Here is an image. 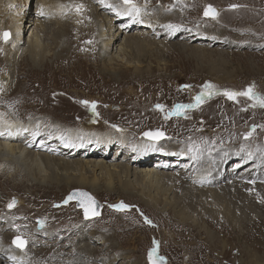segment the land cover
Here are the masks:
<instances>
[{
	"label": "rangeland",
	"instance_id": "obj_1",
	"mask_svg": "<svg viewBox=\"0 0 264 264\" xmlns=\"http://www.w3.org/2000/svg\"><path fill=\"white\" fill-rule=\"evenodd\" d=\"M5 1L3 6H6V10L0 13V17L2 16L0 33L7 31L10 33V38L7 43L0 40V46L7 49L15 42V45L18 44L22 50L14 59L0 58L6 63V67L5 65L0 67V75L2 68H7V73L11 76L10 81L0 78V90H2L0 118L6 121L15 120L17 124L21 121L22 113L27 112L31 106L28 98L33 95L35 97L33 106L35 110L41 112L40 115L34 116L38 118L35 122L39 123L38 128L42 130L31 137L30 143L27 140L23 143L27 136L25 128L21 131L19 127L7 130L6 136H13L10 135L12 132L15 135L18 133L20 137L17 136V143L24 145L40 143L55 150H66L70 154L73 146L66 143L70 130L72 141L88 142L86 147L93 149L87 156L83 157L84 154H80V159L84 161L100 163L101 160L107 165H117L130 160L138 161L140 154L150 153L151 155L148 156L150 155L151 158H140L142 162L149 163L138 167H145L155 173L164 171L166 174L178 176L179 180L184 176V184L212 192L223 189L233 182L243 181L248 187L243 188L242 193L228 191L226 199L237 202L242 217L240 224L234 227L223 216L219 215L215 220L216 218L211 214V205L200 198L190 197L189 193L192 192L184 193L181 186L175 191L178 199L177 197L172 199L173 196L167 193L166 196L161 197L157 206H152L144 197L133 191L122 190L116 181L111 185V192L108 195L104 192L106 187L103 181H100L95 185L97 191L95 193L88 188H74L67 190L65 196V192L59 194V197L46 194L45 200L31 203L25 199L27 191L15 189L5 193L7 189L3 185L5 181L16 186L24 184L28 188L36 183L33 176L25 174L24 169L19 165L7 163L9 165L6 167L0 166V227H3L1 230L4 231V235L10 236L4 244L13 247L15 252L12 255H15L3 254L8 263L4 261L1 264H25L22 258H18L20 255L30 257L42 253L45 257L39 261L27 258V263L44 264L54 255L58 259H65L78 249L79 243L83 242L88 243L90 254H93L98 261H106L110 264H148V252L153 246V240L158 242L157 255L164 258L165 264H263L264 127L261 126H264V109L250 107L251 101L246 97H238L232 101L222 94H217L205 96L199 107L188 109L185 115H171L168 119H165V115L171 113L175 105L194 103L193 97L201 93L205 83L213 84L215 90L220 93L225 90L243 91L254 85V91L264 95V0H199L189 4H185L184 0H157L154 1L156 4L150 7L145 5L153 0H137V7L146 11L147 17L156 14L161 16L159 21L165 18V22L162 21L161 26L159 25L157 31H153L150 36H156V40L167 38L171 43L189 42L192 47L205 49V54L215 53L217 50L226 53L227 64H224V69L231 72L229 79L217 73L209 75L206 59L197 60L194 56L186 57L182 53L174 54L173 57H163L161 62L167 65L160 69L154 67L148 71L140 69L139 73L129 69L130 73L126 75L123 67L113 61L107 62L101 59V54L98 52L97 59L86 55L82 64H75L72 68L69 66L64 72L53 68L48 75L42 73L38 76L29 74L26 78L20 77L17 81L24 82L27 79L30 80V84L27 88L13 92L10 91L11 89L6 91L2 86L7 83L9 86L13 85L15 81L13 74L19 64H22L21 68L24 67L22 71L28 70V62L35 64V70L42 72L44 66H53L62 62L67 56L65 51L68 49L59 46L60 44L50 45L49 38L52 34L48 30L38 38L41 45L48 46L44 58L41 59L42 61L31 62L25 41L33 30L35 16L40 9L43 10L47 6L39 8L37 0H26L25 4ZM112 1H114L112 5H121L120 0ZM81 2H84L86 8H96V11L102 13L99 0H81ZM72 3L69 1L65 6H72ZM106 3L110 4L108 0ZM237 3H246L249 7L238 8L233 12L231 6ZM182 5L186 6L182 7ZM208 5L217 11L216 19L204 16V9ZM72 9L64 12L60 21L49 20L48 26L51 30L59 25L60 28H57L60 31L72 30L74 37L78 32L98 33L96 22L86 20L85 14L83 21H79L74 14L75 10ZM10 13L14 18L13 22L10 21ZM103 14L110 21L112 20L114 27L123 25L122 17L116 15L113 9L110 8V11L108 10L107 13L104 11ZM228 14L232 16L229 18ZM21 15L23 18L20 31L11 32L7 25H15V21H18ZM132 15L134 16V13ZM144 23L141 21L134 23L136 26H132L128 32L134 34L136 28L141 26L147 28ZM167 25L177 27L169 29ZM122 41L123 35H118L113 47L119 48ZM213 58L215 59L214 54ZM121 59L125 60V57ZM147 61L152 64L151 66L155 64L151 58ZM150 72L153 73L147 80L151 84H141V90L136 84L138 82L127 86L121 85L127 78L138 76V79H142L140 75ZM163 80L167 81L166 85L159 86L160 81ZM186 85L189 87H185ZM130 95H137L135 100L138 97L137 101L142 107L141 117L112 116L109 106L122 107V103ZM9 96L12 98H8ZM5 100L8 101V105L4 103ZM80 101H87L89 104L94 102L95 111L93 112ZM157 104L162 105L163 110L157 109ZM17 107L19 113L15 112ZM31 118L30 115L29 119H22L23 124H27ZM86 125L90 126L88 127L90 129L82 128L84 130L82 133L78 131L80 126ZM117 128L123 131H117ZM253 128L255 131L252 132L251 137L245 139V135ZM150 130L163 132L165 139L148 140L143 133ZM46 131L56 133V137H51L50 141L44 143L40 138L44 137ZM101 137L105 138L104 142L109 144V148L97 153L95 146H99L97 143L102 142ZM54 143H59L60 147L54 148ZM92 153L93 158H88ZM71 156L76 155L71 154ZM199 174H203V178L211 176L214 183L209 185L198 182ZM244 174L251 176L241 180ZM59 188L61 187L54 188V192H58ZM73 190L85 191L99 203L100 211L97 217L86 219L76 202L69 200L64 203ZM11 197L21 200L13 209L8 208ZM178 202L181 204L180 207L185 209L186 215L178 216L175 213L178 209L173 208ZM120 203L127 205V210L116 211L109 207ZM219 208L220 214H224L223 205ZM194 211L203 213L205 226H208L218 239L208 240L203 235L194 221L195 217L192 215ZM43 215H47L45 219L42 218ZM48 216L56 218L53 221L55 227L49 229L52 233L50 239L45 240L46 235L40 233L42 237L38 240L41 244L29 245L28 242L23 252L12 245V240L16 236H22L27 240L25 234L16 233L21 223L38 226V221L43 219L46 221ZM181 217L186 219L181 220ZM69 218L73 224L68 227L65 225ZM145 218L150 221L152 219L153 223H145ZM10 221L18 224L14 228L16 230L5 228ZM32 235L38 237L37 233ZM0 240L5 239L1 237ZM50 263L64 264V261L59 263L55 260Z\"/></svg>",
	"mask_w": 264,
	"mask_h": 264
},
{
	"label": "bare ground",
	"instance_id": "obj_2",
	"mask_svg": "<svg viewBox=\"0 0 264 264\" xmlns=\"http://www.w3.org/2000/svg\"><path fill=\"white\" fill-rule=\"evenodd\" d=\"M12 1H18L19 3L22 4H25L26 2V0H7V3H10ZM37 1L39 2V8L42 6H47V7L43 8V15H41L42 9H40L37 15L35 16L36 19H35V24H33V30L30 33L28 40L25 41L26 48L28 49L29 52V56L32 59L31 62L42 61L41 59L44 58V54L46 53L45 51L47 50L48 46L44 47L43 45H41L38 38L40 35L46 34L48 30L50 31L49 33L52 34L49 38L50 45L57 46L58 44H60L59 46L61 47L63 46V48L66 47V49H68V51H65L67 56L65 59H63L62 62H59L61 64L58 63L53 66H47V65L44 66L42 72H38L37 70H35L36 68L35 64L33 63L29 64L28 62H27V65H29L28 70L22 71L24 67L21 68L22 64H19V67L16 69V71L15 72L13 71L14 72L13 75L15 77V81L13 85L9 86V84L7 83V85L2 86L5 88L6 91L7 89H11L10 91L13 92V90L16 91V90H21L23 88H27L30 84L29 82L30 80L26 79L24 82H19L17 81V79L20 77L26 78L27 75L29 74L38 76L41 75L42 73H43L42 75H48L51 73V70L53 68H58V70L64 72L69 66L70 68H72L75 64L78 63L82 64L81 62L86 58V55L92 56L93 59H97L98 52L101 54V59H104L107 62L113 61L119 64L121 67H123L125 69L126 75L130 73L129 69H133L134 73L136 72L139 73L141 71L140 69H146L148 71L150 70L151 67L160 69L167 65L166 63L164 64L161 62L163 57H167V56L171 57L174 54L177 55V53H182L185 54L186 57L194 56L197 60L206 59L208 61L207 66H208L209 75L213 73H217V74H221L225 79H229L231 76V72H228L224 69V64L225 65L227 64V57L225 56L226 53L222 51L217 50L215 53L207 52V54H205L206 53L205 49L204 51V50H200L199 48H196V46L192 47L190 46V44H188L189 42L186 43L185 41H181V42L171 43L167 40V38H164L162 40H156L155 38L156 36L155 37L150 36L153 33V31L155 30L157 31L162 21L165 22V18L159 21L161 18L160 15L158 16L156 14H151L149 17H147L146 11H142V10H140L138 16L135 13L134 16L132 14H124L123 6L120 5L118 6L121 11V14L119 16L122 17L124 22L122 26L114 27L111 22L112 20L110 21V19H108L106 15L104 14L102 15L104 11L105 13H107L108 10L110 11V8H106V7L102 8L103 5L101 4H100L101 7L99 8L102 10L101 11L102 13H99L98 11H96V8L95 9L86 8V6H84V2H81V0H37ZM69 1L73 2L72 6L76 4L83 5L81 12L77 13L76 11H74L76 18H78L79 21L80 20L83 21V16L85 14L84 17L86 18V20L97 23L98 33L78 32L74 37V32L72 30L67 32L65 30L60 31V29H58L60 28L59 25H57L56 28H54V30H51V27L48 26L49 20L53 19L56 21H60L63 18L62 15L64 12L68 11L69 9L71 10V8H73L72 10H75L74 7H65L61 9L60 6L65 4L67 5V2ZM108 1L110 4H113L114 2L112 0H108ZM154 1L157 0H153L150 1L149 3H146L145 7H150L151 5L156 4ZM195 1H199V0H184L185 4L194 3ZM248 1H253V0H248ZM5 2H6L5 0H0L1 14L3 11L6 10V6H3ZM135 3L138 4L137 0H135ZM233 5H238V7L232 8L233 12L236 11V9L238 8L249 7V4L246 3H237ZM184 6L186 5H182V7ZM130 15L133 17H131ZM10 16H11L10 21L13 22L14 18L12 17L11 13ZM231 16H232L231 14H228L229 18ZM22 18L23 16L21 15L20 19L18 21H15V25H11V24H8L9 26L7 25V27L10 28L11 32L20 31ZM1 20H2V16L0 17V22H2ZM56 21H54V23ZM138 21L145 22L144 24L147 25V28L141 26V28H136L137 30L136 33L130 34L128 31L131 30L130 28L132 26H136V24L134 23H137ZM122 27L125 28L123 29ZM118 35H123V41L122 43L119 44V48L116 47L114 48L113 44L114 41L117 39ZM180 38H184V36H180ZM21 50L22 49L20 48V46H18V44L15 45V42L11 47L7 49L6 48L3 49L2 46H0V58L8 57L10 59H14L18 55H20ZM213 54L215 56V59L213 58ZM124 57L125 60L121 59ZM150 58L153 61H155L154 64L155 66L154 65L151 66L152 64L150 65V62L147 61ZM4 65L6 67V63L5 62L3 63L1 59L0 67ZM6 69L7 68H2L0 78L2 77V79H5L6 81H10L11 76L9 73H7ZM152 73L153 72L144 73L140 75L141 77H143L142 79L140 78L138 79V76L127 78L124 81H122L121 85L127 86L134 84L135 82H138L136 84L137 86H139L141 90L142 89V87H140L141 84L143 83H146V85L151 84V82L148 81L147 78L151 77L149 75H152ZM166 83H167L166 80L160 81L159 86L166 85ZM144 90L145 89L143 87V91ZM134 95H130L129 98H127L126 101L122 103L123 104L121 105L122 107H118L114 105L109 106V109L111 108L112 111L111 115L114 117H119L124 115L126 117L128 116L139 117L141 115L140 111L142 107L139 105L137 101L138 97L135 100V97L137 95L136 96ZM8 98H12V97L9 96ZM28 99H29V103H31L30 104L31 106L28 108L27 112L22 113L23 115L21 116V121L17 122V124L15 120L6 121L0 118V132H3V135H0V166L6 167V165H9L7 163L19 165L20 168L24 169L25 174L27 175L29 174L33 176V178L36 180V183L31 185L30 188H28L27 185L24 184H19L16 186V185H11L9 181H5L3 184L7 188L5 189L6 190L5 193L15 189L22 192L27 191L28 193L26 194L25 197L26 201L31 203L34 202L36 203L45 200L44 195L46 194L50 196L59 197V194L65 192L64 194L65 196L67 190L74 188H88L91 192L95 193L97 192L95 185L99 184L100 181H103L104 186L106 187L105 188L106 191L104 192H106L105 194L108 195V193L111 192V188H110L111 185H113L114 181H116V183L119 184L122 190L133 191L137 195H141L142 197H144L147 200V202H149L152 206H157L160 204L161 197L166 196L167 193L173 196L172 199H176V197L178 199V196L175 194V191L178 186H181L184 193H186V191L192 192L189 193L190 197H197L204 200L205 202H208V204L211 205L212 208L211 214L214 218H216L215 220H217L218 219L217 217L220 215L223 216L234 227L240 224V220L242 217L240 215L241 212L239 210L237 202H233L231 199L227 200L226 197H228L229 190L242 193L243 188L248 187L243 184V181L230 183L223 189H219L214 192L206 189H198L189 186V184L188 185L184 184L183 183L184 176L183 179L179 180L178 176L166 174L164 173V171L160 173H155L151 170H148L145 167H138L140 165H145L146 163H149V162H142L140 158L143 157L151 158L150 153L140 154V157L137 158L138 161L132 162L130 160L129 162L120 163L117 165H107L101 160L100 163L95 161H84L80 159V154H84L83 157L87 156L90 153V150L93 149L91 147H86L87 145L86 143L88 142H84V141L81 142V140L72 141L73 136L70 134L71 132L70 130H68L69 137L67 138L68 141L66 142L67 145L73 146L72 149L70 150L71 151L70 154L66 150L65 151L62 149L55 150L45 145H41L40 143L38 144L33 143L29 145L17 143L16 141H18L17 140L18 133L17 135H15L14 132H12V134L10 135L13 136H6L5 134L7 130L8 131L11 129L14 130L15 128L19 127V131H21L25 128L27 132V136L26 138H24L23 143L26 140L30 143L31 137L34 136V134L37 133L39 134L42 131L40 128H38L39 123H36L37 122L36 120L38 118L34 117L36 115H40L41 113L38 109L37 110L39 112L35 110L33 106L35 97L31 95L29 96ZM7 102H8L7 100L4 101L6 105H8ZM9 104H11V102ZM15 112L18 113L20 112L18 107L16 108ZM30 115L32 116L30 121L27 124H23L22 119H26V118L29 119ZM136 122H138V120ZM88 127L90 126L87 125L82 127L80 126L78 131H81L82 133L84 131L83 129H90ZM55 134L56 133H52L51 131H46L44 137L40 138V140H43V142L46 143L50 141L51 137L54 136L56 137ZM100 141L102 142L97 143V145L99 146H95V150H97V153L98 152L100 153L105 149L109 148V144L107 142H104L105 138L101 137ZM53 145L54 148L60 147L59 143H54ZM100 146L103 147L100 148ZM99 148L101 150H99ZM115 151H117V149H115ZM79 152H83V153H79ZM71 154L76 156L72 157ZM148 154L150 155L148 156ZM93 155L94 154L92 153L90 156H88V158L90 159L93 158ZM250 176L251 174L245 175L241 178V180H246L250 178ZM197 180H199L198 182L200 183L204 182L209 185L211 183L212 184L214 183V180H212L211 176L209 177V175L203 178V174H199ZM58 186L61 188L58 189V192H54L53 189L57 188ZM40 192L42 194H40ZM46 198H48V196ZM20 201L21 200H18L19 204ZM180 205H181L180 202H178L177 206L173 208V209H178V211H175V213L178 216L186 215L184 214L185 209H182ZM222 205L224 207L223 210L224 214H220L221 209L219 208V206ZM16 212L18 213V210ZM16 212H14V214ZM192 215H194L195 217L194 221H196L197 227L200 230H202L203 235L208 240L218 239V237L216 238V234L210 228L208 229V226H205V222L203 221V213L201 211H197V212L194 211V214ZM46 216L47 215H43L42 218L44 217L45 219ZM55 219L56 218H50L48 216L47 220L46 221L44 220L45 222L43 224V227H41L40 224L34 227L28 226L26 223H21L20 224L21 226H18V224L16 225L14 224V222L10 221L9 223L6 224L5 228L16 230L14 228L18 226L16 233L25 234L27 236V241L29 242V245H36V244H41V241L38 240L40 239V237H42L40 236L42 235L40 233H44L46 235L45 240L50 239L52 237L51 230L49 229L55 227V223L53 222L55 221ZM70 219L71 218L66 220L67 224L65 226L69 227L73 224ZM185 219L186 217H181V220H185ZM151 222L153 223L152 219ZM26 227L27 229H25ZM1 228L3 227H0V230ZM3 232L4 231L2 230L0 231V236L2 237V239H5V240H0L1 243L0 264L1 262L4 261L8 263L6 257L3 254L12 255L13 252H15L13 247L4 244V242H7L9 240L10 236L4 235ZM35 233H37L38 237L32 235ZM80 240H84V239L80 238ZM90 252L91 249L88 246V243L86 242L79 243L78 249L74 250V252H72V254L69 255L70 257L68 256L65 259H58V257L54 255L51 258H49L48 262L44 264H51L50 262L55 260L59 261V263L61 261H64V264H110L109 262L106 261H98V259H96L93 256V254H90ZM43 257H45L44 253L33 254L30 257H24L20 255L18 258L20 259L22 258V262H24L25 264H31V262L27 263V258L28 259L34 258L33 261H39V259H42Z\"/></svg>",
	"mask_w": 264,
	"mask_h": 264
},
{
	"label": "snow or ice",
	"instance_id": "obj_3",
	"mask_svg": "<svg viewBox=\"0 0 264 264\" xmlns=\"http://www.w3.org/2000/svg\"><path fill=\"white\" fill-rule=\"evenodd\" d=\"M99 3L103 5L104 7L111 8L114 11H116L117 15L121 14L120 8L118 6L106 3V0H99ZM120 4L123 6L124 14L135 13L137 16L139 15L140 9L137 7L135 0H120ZM60 7L61 9H63L66 6L61 5ZM67 7H74L75 11L79 13L82 10L83 5H74V6H67ZM231 7L236 8L238 7V5H232ZM41 15H43V10H41ZM204 16L210 17L211 19H216L218 16V13L211 5H208L204 9ZM166 27L169 29H174L177 26L167 25ZM9 38H10L9 32L5 31V32L0 33V40H3L5 43L8 42ZM185 87H189V86L186 85ZM217 94H222L225 97H227V99L232 100V101H235L238 97H246L249 101H251L249 105L250 107L252 108L259 107L261 109H264V95H260L256 93L254 91V85H250L243 91L225 90L223 93H220L218 90H215V86L213 84L205 83L203 85V90L201 91V93L193 97L194 103L187 104V105H184V104L175 105L171 113H168L165 115V119H168L171 115H176V116L185 115L188 109L199 107L205 96H212V95H217ZM80 103L90 107L93 110V112L95 111L96 105L94 102L89 104L87 101H80ZM156 108L159 110H163V106L159 104L156 105ZM261 127H264V126H261ZM117 131H123V130L117 128ZM254 131H255V128H253L252 131L248 132L245 135V139H248L249 137H251L252 132ZM0 135H3V132H0ZM143 135L148 140H153V141L159 140L164 137V133L160 131L145 132ZM76 197L80 198L78 200V204L83 209L86 219H88L90 216L99 215V213L96 211L95 201L87 193H83V192L73 193L67 197L64 203H67L69 200H72ZM15 203H16L15 200L11 201L8 205L9 209L14 207ZM109 207L115 209L116 211H125L128 208V206L123 203L116 204V205H110ZM38 223L40 224L41 227H43L44 221H38ZM145 223L151 224V221L145 218ZM152 243H153V246L148 252L149 264H165L164 258L157 255L158 242L153 240ZM27 244H28V241L22 236H16L12 240V245L16 249H19L21 252L25 250V248L27 247ZM9 258L13 260L16 259L15 257H9Z\"/></svg>",
	"mask_w": 264,
	"mask_h": 264
},
{
	"label": "water",
	"instance_id": "obj_4",
	"mask_svg": "<svg viewBox=\"0 0 264 264\" xmlns=\"http://www.w3.org/2000/svg\"><path fill=\"white\" fill-rule=\"evenodd\" d=\"M4 81V80H3ZM156 131H158V130H150V131H146V132H156ZM161 132V131H160ZM145 133V132H144ZM143 133V134H144ZM165 139V136L163 137V138H161V139H159V140H156V141H161V140H164ZM263 141H264V137H263ZM78 192H83V193H87V192H85V191H82V190H73V191H71L70 192V194L69 195H71V194H73V193H78ZM88 194V193H87ZM89 196H91L90 194H88ZM92 197V196H91ZM93 198V197H92ZM80 198L79 197H76V198H74V199H72V201L73 202H76L77 203V207L78 208H80V209H82L80 206H79V204H78V200H79ZM13 200H15L16 201V203H15V205L17 204V202H18V198L17 197H11L10 199H9V203L11 202V201H13ZM93 200L95 201V203H96V211L99 213V211H100V205H99V203L93 198ZM15 205H14V207H15ZM14 207H12L11 209H13ZM9 208V207H8ZM82 211H83V209H82ZM83 214H84V211H83ZM85 216V215H84ZM98 216V215H97ZM97 216H90L89 218H94V217H97ZM147 262H148V264H149V261H148V259H147Z\"/></svg>",
	"mask_w": 264,
	"mask_h": 264
}]
</instances>
